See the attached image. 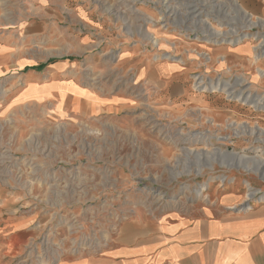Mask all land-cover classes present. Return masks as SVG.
Here are the masks:
<instances>
[{"label": "rangeland", "instance_id": "1", "mask_svg": "<svg viewBox=\"0 0 264 264\" xmlns=\"http://www.w3.org/2000/svg\"><path fill=\"white\" fill-rule=\"evenodd\" d=\"M36 3L71 45L35 69L75 63L103 104L10 103L24 82L0 80V218L26 222L0 264L92 252L138 218L264 206V0ZM31 4L0 0V12Z\"/></svg>", "mask_w": 264, "mask_h": 264}, {"label": "crops", "instance_id": "2", "mask_svg": "<svg viewBox=\"0 0 264 264\" xmlns=\"http://www.w3.org/2000/svg\"><path fill=\"white\" fill-rule=\"evenodd\" d=\"M31 1L26 13L0 12V80L24 82L10 103L44 102L56 110L93 114L103 100L76 80L75 63L56 60L35 69L42 60L67 53L71 44L49 18L57 11L48 7L41 12L38 3L34 6L38 0ZM160 99L157 104L169 105L165 95ZM25 223L1 217L0 248L20 237ZM58 264H264V206L247 213L215 208L138 218L115 229L98 253L64 257Z\"/></svg>", "mask_w": 264, "mask_h": 264}, {"label": "built area", "instance_id": "3", "mask_svg": "<svg viewBox=\"0 0 264 264\" xmlns=\"http://www.w3.org/2000/svg\"><path fill=\"white\" fill-rule=\"evenodd\" d=\"M115 229H116V227L112 228L113 232L115 231ZM107 243L99 245V247L96 249H92L93 250L92 252H89L91 250H89V248L86 246L79 247V249H71V251H69V252L68 251L61 252V254H59L60 256H56V257L55 256H49L46 258V260H42L41 263L42 264H58V262H60L61 259L64 257H77V255L85 254L84 252H87V251H88V253H86V254H89V253L95 254V253H98L102 248L106 247Z\"/></svg>", "mask_w": 264, "mask_h": 264}, {"label": "bare ground", "instance_id": "4", "mask_svg": "<svg viewBox=\"0 0 264 264\" xmlns=\"http://www.w3.org/2000/svg\"><path fill=\"white\" fill-rule=\"evenodd\" d=\"M190 2H191V1H190ZM231 3H232V5H233V7L236 8L235 3H233L232 1H231ZM188 5H189V4H188ZM198 5H199V4H198ZM203 5H204V4H203ZM188 7H189V6H188ZM240 8H241V7H240ZM236 9H237V8H236ZM198 10H199V9H198ZM192 11H193V10H192ZM238 11H239V10H238ZM188 12H189V11H188ZM188 12H187V13H188ZM194 12H195V11H194ZM194 12H193V13H194ZM248 15H249V14H248ZM243 16H244V18H248L245 14H244ZM247 22H248V21H247ZM200 23H201V22H200ZM263 23H264V22H263ZM203 33H204V32H203ZM213 38H214V37H213ZM262 42H263V41H262ZM262 45L264 46V42H263ZM197 80H198V79H197ZM236 87H237V86H236ZM238 87H239V86H238ZM225 88H226V87H225ZM233 88H234V87L232 86V87H229V90L227 89V90L229 91V92H228V95L232 96V95H234V94L236 93V92L233 90ZM223 89H224V88H223ZM223 91H224V90H223ZM226 92H227V91H226ZM246 99H247V98H246ZM258 104H259V103H258ZM253 106H254V105H253ZM199 189H201V188H199ZM255 193H256V192H255ZM198 194H199V193H198ZM246 195H247V194H246ZM247 198H248V199H252V198H254V195H253V194H248V195H247ZM262 199H264V197H262Z\"/></svg>", "mask_w": 264, "mask_h": 264}]
</instances>
